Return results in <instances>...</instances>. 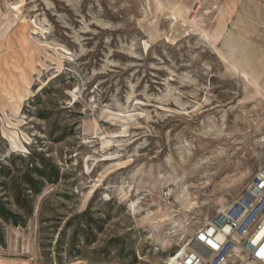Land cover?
<instances>
[{
	"label": "rangeland",
	"instance_id": "obj_1",
	"mask_svg": "<svg viewBox=\"0 0 264 264\" xmlns=\"http://www.w3.org/2000/svg\"><path fill=\"white\" fill-rule=\"evenodd\" d=\"M18 154L60 176L0 264H164L264 163V0H0Z\"/></svg>",
	"mask_w": 264,
	"mask_h": 264
},
{
	"label": "built area",
	"instance_id": "obj_2",
	"mask_svg": "<svg viewBox=\"0 0 264 264\" xmlns=\"http://www.w3.org/2000/svg\"><path fill=\"white\" fill-rule=\"evenodd\" d=\"M184 243L164 264H264V163L250 183Z\"/></svg>",
	"mask_w": 264,
	"mask_h": 264
},
{
	"label": "trees",
	"instance_id": "obj_3",
	"mask_svg": "<svg viewBox=\"0 0 264 264\" xmlns=\"http://www.w3.org/2000/svg\"><path fill=\"white\" fill-rule=\"evenodd\" d=\"M29 155L14 156L23 162L29 160L23 169L16 168L13 161L9 165L0 163V242L5 240L3 221L15 226L25 224L33 214L34 198L41 192L43 183L54 182L60 176L59 168L49 159Z\"/></svg>",
	"mask_w": 264,
	"mask_h": 264
},
{
	"label": "bare ground",
	"instance_id": "obj_4",
	"mask_svg": "<svg viewBox=\"0 0 264 264\" xmlns=\"http://www.w3.org/2000/svg\"><path fill=\"white\" fill-rule=\"evenodd\" d=\"M209 35V34H208ZM185 244V243H184ZM184 244L182 245V247L184 246ZM184 252V249L181 251V253L180 254H182Z\"/></svg>",
	"mask_w": 264,
	"mask_h": 264
}]
</instances>
